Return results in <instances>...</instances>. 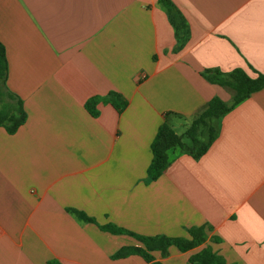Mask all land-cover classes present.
Returning <instances> with one entry per match:
<instances>
[{
  "label": "crops",
  "instance_id": "0c3cea01",
  "mask_svg": "<svg viewBox=\"0 0 264 264\" xmlns=\"http://www.w3.org/2000/svg\"><path fill=\"white\" fill-rule=\"evenodd\" d=\"M167 1L0 0V89L26 112L14 133L0 126V264H193L207 244L228 264H264V87L214 121L201 156L170 148L159 177L146 175L163 121L182 134L213 96L231 103L205 70L264 72V0ZM109 92L122 109L87 106ZM109 224L169 237L201 227L206 241L114 257L144 245Z\"/></svg>",
  "mask_w": 264,
  "mask_h": 264
},
{
  "label": "trees",
  "instance_id": "16d2710c",
  "mask_svg": "<svg viewBox=\"0 0 264 264\" xmlns=\"http://www.w3.org/2000/svg\"><path fill=\"white\" fill-rule=\"evenodd\" d=\"M165 6L169 7L167 0H161ZM6 75L5 50L0 43V85L3 84ZM203 75L211 82L221 86L229 87L233 90L230 104L224 102L220 97L213 96L207 102L206 107L191 121L187 129L182 134L176 133L173 128L163 121L150 143L151 160L146 168L148 180H155L168 164L167 151L170 148L180 147L198 158L211 145L217 136V128L214 121L231 110L237 103L248 97L252 92L264 87V72H258L255 77L249 76L242 68H234L229 73H222L217 69H208ZM117 92H109L103 97H92L87 101V106H93L101 99L111 103L117 110L124 106V102L119 100ZM94 113V111H91ZM26 120V112L21 99L7 91L0 89V126H3L8 133H14L17 128ZM205 133V137L203 134ZM183 137L188 138V144L183 141ZM76 215L86 221H94L93 218L85 215L81 211L74 210ZM112 232L129 234L140 242L142 246H123L117 250L114 257H124L136 253L145 261H152L150 251L158 249L161 254L167 253L169 245H175L179 250L186 251L196 247L206 241V234L201 227L189 228V237H169L165 235L145 236L131 232L129 230L109 224L107 227ZM189 263L193 264H228L225 259L216 251H213L209 244L203 246L199 251L190 255ZM46 264H61L57 260H48ZM154 264H160L154 262Z\"/></svg>",
  "mask_w": 264,
  "mask_h": 264
},
{
  "label": "rangeland",
  "instance_id": "374dc122",
  "mask_svg": "<svg viewBox=\"0 0 264 264\" xmlns=\"http://www.w3.org/2000/svg\"><path fill=\"white\" fill-rule=\"evenodd\" d=\"M203 136L205 137V133L203 134Z\"/></svg>",
  "mask_w": 264,
  "mask_h": 264
}]
</instances>
